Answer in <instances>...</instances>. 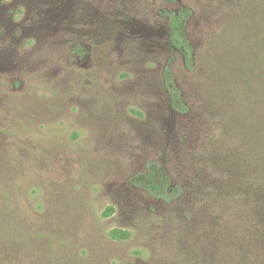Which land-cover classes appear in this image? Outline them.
<instances>
[{"label": "rangeland", "instance_id": "1", "mask_svg": "<svg viewBox=\"0 0 264 264\" xmlns=\"http://www.w3.org/2000/svg\"><path fill=\"white\" fill-rule=\"evenodd\" d=\"M251 2L0 0V264H264V147L210 73ZM179 9L192 72L169 42ZM151 163L180 198L131 184Z\"/></svg>", "mask_w": 264, "mask_h": 264}, {"label": "trees", "instance_id": "2", "mask_svg": "<svg viewBox=\"0 0 264 264\" xmlns=\"http://www.w3.org/2000/svg\"><path fill=\"white\" fill-rule=\"evenodd\" d=\"M250 4L245 8L251 7L247 15L251 23L247 24L242 40L237 45L235 34L231 33L232 38L226 50L213 57L215 61L210 64V73L218 77L215 80L218 91L226 94L232 103V121L245 129L248 137L252 135V143L264 147V0H253ZM190 15L188 9H179L167 15V23L171 47L181 54L185 68L192 72L196 69L197 60L194 47L186 35ZM163 82L171 108L176 113L186 115L189 108L170 67L163 71ZM236 100L240 109L235 108ZM246 135L244 132L243 141H248ZM130 182L164 202H172L182 195L181 187L173 185L168 172L157 163H151L146 173L132 177ZM119 233L114 232L113 237L117 238Z\"/></svg>", "mask_w": 264, "mask_h": 264}]
</instances>
